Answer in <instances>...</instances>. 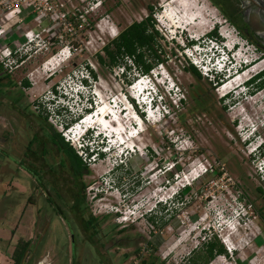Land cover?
I'll use <instances>...</instances> for the list:
<instances>
[{"label": "rangeland", "instance_id": "rangeland-1", "mask_svg": "<svg viewBox=\"0 0 264 264\" xmlns=\"http://www.w3.org/2000/svg\"><path fill=\"white\" fill-rule=\"evenodd\" d=\"M62 1L67 21L77 24V31L71 34L53 23L52 27H60L63 41L48 50L24 43L28 58L10 74L0 70V86L12 82L32 117L55 132L54 126L74 121L81 108L88 107L85 99L92 91L103 108L111 107L110 100L120 101L113 121L123 120L124 126H115L114 148L99 151L101 155L94 148L102 123L78 145L85 154L91 152L80 181L85 210L95 218L90 236H79L75 221L61 220L50 206L41 204L38 193L27 187L25 173L0 154L2 264H11L15 244L25 240L30 251L23 264H194L204 258L203 242L212 236L226 255H215L206 264H264V86L248 85L251 95L233 100L235 87L264 67V55L224 12L226 0H211L218 8L209 0ZM148 7L160 36L163 62L143 78V82L149 79L147 91L154 95V104L146 113L136 110L137 117L123 96L132 92L129 85L140 75L127 84L119 68L99 66L94 54L131 21L149 15ZM20 9L23 22L13 25L18 16L11 20L13 31L30 23L26 6ZM213 29L219 45H233L231 65L255 59L235 79H227L226 70L205 76L192 63L200 56L188 55L195 48L207 50ZM189 40L193 43L187 44ZM188 63L199 72V80L186 71ZM81 77L86 84L79 81ZM221 79L225 86L241 81L218 89L212 82ZM23 80L27 86H22ZM196 94H202L203 105L195 104ZM36 101L39 105L33 108ZM41 103L65 106L66 113L49 109L43 114ZM124 132L128 142L123 143ZM75 140L68 143L72 148ZM87 187H96L93 200L88 199ZM151 216L153 222L147 218ZM75 223L80 225L81 220Z\"/></svg>", "mask_w": 264, "mask_h": 264}, {"label": "flooded vegetation", "instance_id": "flooded-vegetation-1", "mask_svg": "<svg viewBox=\"0 0 264 264\" xmlns=\"http://www.w3.org/2000/svg\"><path fill=\"white\" fill-rule=\"evenodd\" d=\"M224 11L240 30L264 51V0H226ZM12 82L0 86V154L15 170L25 173L29 190L36 191L41 204L81 236L94 230L95 218L85 210L80 181L82 175L70 154L65 155L53 131L40 118H33ZM92 219L85 230L84 219ZM91 238V237H90Z\"/></svg>", "mask_w": 264, "mask_h": 264}, {"label": "trees", "instance_id": "trees-1", "mask_svg": "<svg viewBox=\"0 0 264 264\" xmlns=\"http://www.w3.org/2000/svg\"><path fill=\"white\" fill-rule=\"evenodd\" d=\"M209 1L216 8H218L215 3H213L211 0ZM154 9H156V7H154ZM148 10L149 15H146L140 20L131 21L128 25L115 33L112 38L103 43V45L100 47V50L94 54V60L99 66L119 68L121 75L124 79H126L127 84H130L132 82L131 80H134L135 75H147L155 65L163 62V57L160 55L161 50L159 48V44L157 43V40L160 36L156 28H154V20L150 15L152 8L148 7ZM208 36L217 40L214 29L209 32ZM246 39L251 42L248 37H246ZM188 42L191 44L193 43V40L187 41V44ZM256 48L257 47L255 46V49ZM261 53L264 55V51ZM126 60H128L130 64H127ZM85 69L91 79H95L94 72L86 64ZM186 71L191 74L195 80H199L200 74L191 63H188ZM253 80L254 78L252 81ZM79 81L86 84L83 77H81ZM208 81L211 80L209 79ZM21 84L22 86H27L28 82L23 80ZM213 85H215V83H213ZM262 86H264V69L256 76L255 81L256 88H260ZM51 91L54 93L56 92L54 87L51 88ZM194 101L197 106L203 105L204 99L202 94H196L194 96ZM60 109L66 112V108L60 107ZM60 109L57 108L56 112H59ZM71 121L72 120L69 119L68 122L64 123L63 127L67 126ZM57 140L65 155L70 154L73 159H76L74 164L77 168H79L80 173L85 172V165L74 153L72 147L67 142L63 141L58 132ZM87 154L89 155L88 152ZM98 155H101V153L99 152ZM256 189L260 191L258 187ZM147 218L151 222L154 220L153 216ZM83 227L85 230L90 229L92 227V219H84ZM203 250L204 258L199 262H195L194 264H206L208 260L212 259L215 255H226L225 249L223 248L222 244L218 242L215 236H212V239L209 238L203 242ZM29 251L30 245L28 240L17 242L10 254L12 264H23ZM191 260L192 258H190V261ZM147 264H153V261H149Z\"/></svg>", "mask_w": 264, "mask_h": 264}, {"label": "built area", "instance_id": "built-area-1", "mask_svg": "<svg viewBox=\"0 0 264 264\" xmlns=\"http://www.w3.org/2000/svg\"><path fill=\"white\" fill-rule=\"evenodd\" d=\"M23 5L28 9L27 15H31L30 23H23L13 31L9 22L16 16L18 18L13 25L23 22V17H19L20 6ZM63 7L64 2L62 0H0V70L4 74H10L28 58V50L24 48V43L39 45L41 46L40 49L48 50L52 44L63 41L58 33L60 27H52L53 23L67 29L71 34L77 31L78 25L67 21L66 11ZM45 34L46 36H44ZM10 36H15V38L12 40ZM22 40L24 42H21ZM38 105V101H36L33 108H37ZM39 107L43 114H46L49 109L51 112H55L57 108L60 109V105L51 108L42 103ZM60 110L65 113L62 109ZM54 127L56 131L60 132L59 135L63 141L69 138L68 134L63 130V125L59 124L58 127ZM79 144L81 143L75 144L72 149L81 162L84 163L90 154L82 152V149L78 147ZM71 145L72 147L74 146L73 144ZM85 191L89 200H93L98 194L96 187H87ZM9 261L12 264V260L10 259ZM0 264H2L1 260Z\"/></svg>", "mask_w": 264, "mask_h": 264}, {"label": "bare ground", "instance_id": "bare-ground-1", "mask_svg": "<svg viewBox=\"0 0 264 264\" xmlns=\"http://www.w3.org/2000/svg\"><path fill=\"white\" fill-rule=\"evenodd\" d=\"M168 17V16H167ZM165 15H164V13H163V16H162V20L163 21H165ZM161 20V21H162ZM163 23V22H162ZM230 44V43H229ZM233 54H235V53H233ZM250 61V60H249ZM252 63H254V61L253 62H250L248 65H246L245 66V68H243L244 70H243V72L245 71V70H247V69H249V68H251V66H252ZM247 66H250L249 68H246ZM243 72H241V73H239L237 76H235L234 77V75L235 74H237L238 73V71L236 72V73H234V74H232V75H230V76H228V77H226L227 79L228 78H231V77H233V79H235V78H237V77H239V75L240 74H242ZM251 72V71H250ZM243 77H245V75H243L242 77H241V79L243 78ZM226 78H224V80L226 79ZM241 79H236L235 81H231L230 82V84H227L226 86L224 85L225 83H226V81H224V80H222L220 83H218L217 84V86H218V89H221V88H223L224 86H225V88H227V87H230V86H233V85H236V84H238V82H240L241 81ZM224 81V82H223ZM141 82V81H140ZM145 82V81H144ZM223 82V83H222ZM146 83V82H145ZM222 83V85H220ZM219 85H220V87H219ZM233 89V88H232ZM245 102H248V100H246ZM111 107H107L106 106V108H103V106H101L100 107V111H96L94 114H91L89 117H86L85 119H83V120H81L80 121V123L78 124V125H76V127H75V129H77L78 130V132L77 133H79V129H81L82 127H85V128H87V127H93V128H95L94 126L96 125L98 128L100 127V124L102 123V127H101V129H103V130H101V131H106V128H109V131H112V128H113V130H116L117 128V126H119V123H123V120H121V122H119L120 120L118 119L117 121H118V123L116 124L115 123V121H113V119H109V120H107L105 117H103V112L104 111H109V109H110ZM100 122V123H99ZM82 124H85V126H82ZM116 126V127H115ZM123 126H124V123H123ZM112 127V128H111ZM118 134L120 135V133H121V130H120V128L118 127ZM126 132V131H125ZM124 132V135L122 134L121 136H122V140H123V143L125 142V141H127L128 142V138H127V136H126V133ZM76 134V133H75ZM74 134V135H75ZM113 135V134H112ZM121 138V137H120ZM133 141V140H132ZM132 144V143H131ZM197 171V170H196ZM192 174H194V172L192 173ZM191 174V175H192ZM185 180V179H184Z\"/></svg>", "mask_w": 264, "mask_h": 264}, {"label": "clouds", "instance_id": "clouds-1", "mask_svg": "<svg viewBox=\"0 0 264 264\" xmlns=\"http://www.w3.org/2000/svg\"><path fill=\"white\" fill-rule=\"evenodd\" d=\"M255 81H256V80L251 81L248 85L250 86V85H252V84H255ZM248 85H247V86H248ZM249 86H248V87H249ZM248 87H247V89H249ZM60 107H63V106H60ZM63 108H66V107L64 106ZM65 113H66V112H65ZM70 123H71V122H70ZM70 123H69V124H70ZM69 124H68V125H69ZM65 127H66V126H65ZM65 127H63V129H64ZM65 132H66V131H65ZM58 133L60 134V132H58ZM66 133H67V132H66ZM67 134H68V133H67ZM68 137H69V136H68ZM89 138H91V137H90L89 133L86 132L80 140H75V143H76V144H78V143H83L84 140H87V139H89ZM70 139H71V138L69 137L67 140H65V142H67V143H68V142H69V143H70V142H73V141H70ZM86 147H87V146H86ZM86 147H84L85 150H90V148H86ZM96 147H98V146H96ZM94 150L97 151V152L95 153V154H97V155H98L99 151H101L100 147H98V148H94ZM91 151H92V150H91ZM88 153L90 154L91 152H88ZM100 153H101V152H100ZM94 156H96V155H94Z\"/></svg>", "mask_w": 264, "mask_h": 264}, {"label": "crops", "instance_id": "crops-1", "mask_svg": "<svg viewBox=\"0 0 264 264\" xmlns=\"http://www.w3.org/2000/svg\"><path fill=\"white\" fill-rule=\"evenodd\" d=\"M44 25H45V23H44ZM11 259V258H10Z\"/></svg>", "mask_w": 264, "mask_h": 264}]
</instances>
